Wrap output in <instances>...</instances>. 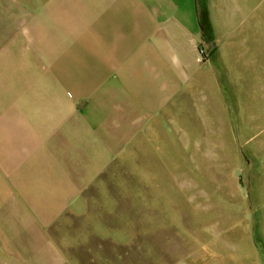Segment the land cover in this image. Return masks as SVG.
Masks as SVG:
<instances>
[{
  "label": "crops",
  "instance_id": "0c3cea01",
  "mask_svg": "<svg viewBox=\"0 0 264 264\" xmlns=\"http://www.w3.org/2000/svg\"><path fill=\"white\" fill-rule=\"evenodd\" d=\"M258 8L0 0V264H135L138 237L151 260L169 180L200 195L179 180L235 160L230 70L264 66Z\"/></svg>",
  "mask_w": 264,
  "mask_h": 264
},
{
  "label": "rangeland",
  "instance_id": "374dc122",
  "mask_svg": "<svg viewBox=\"0 0 264 264\" xmlns=\"http://www.w3.org/2000/svg\"><path fill=\"white\" fill-rule=\"evenodd\" d=\"M258 1L250 0L252 10L259 9ZM247 69L245 74L243 68L242 79L230 70L233 84L228 89L233 97L228 106L235 128L234 162L225 167L218 162L209 178L179 180L184 187L200 188V195L181 194V184L169 180V199L167 193L163 200L167 234L161 242L157 241L159 234H154L151 260L144 258L146 245L138 237L135 264H160L157 254L161 251L167 254L165 264H264V66ZM121 187L128 188L127 179ZM159 199L151 196L154 208ZM138 203V226H144L143 195H138ZM156 214L154 211V218ZM180 218L185 223L177 226ZM138 234H144L143 227H138Z\"/></svg>",
  "mask_w": 264,
  "mask_h": 264
},
{
  "label": "built area",
  "instance_id": "2783aa9c",
  "mask_svg": "<svg viewBox=\"0 0 264 264\" xmlns=\"http://www.w3.org/2000/svg\"><path fill=\"white\" fill-rule=\"evenodd\" d=\"M199 53H200V56H202L205 53V51L202 49L199 51Z\"/></svg>",
  "mask_w": 264,
  "mask_h": 264
}]
</instances>
